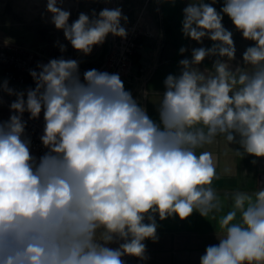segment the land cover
I'll return each instance as SVG.
<instances>
[{"label":"clouds","instance_id":"9594fccd","mask_svg":"<svg viewBox=\"0 0 264 264\" xmlns=\"http://www.w3.org/2000/svg\"><path fill=\"white\" fill-rule=\"evenodd\" d=\"M60 3L47 0L51 22L85 55L108 34L127 36L119 7L93 10L91 18L80 13L69 24L70 12ZM221 13L254 46L243 53L246 68L232 71L217 59L205 75L193 65L209 56L235 57ZM182 32L214 43L193 49L191 60L179 61L180 75L166 77L159 123L119 74L91 69L82 82L74 59H51L30 70L35 88L26 99L7 81L0 85L16 96L10 104L15 114L0 122V264H124L125 255L145 260L144 241L158 239L156 213L161 220L173 214L184 220L194 211L209 217L223 208L212 187L214 157L200 149L222 136L264 157V0H224L220 12L190 0ZM42 110L40 139L48 151L37 159L30 140L22 139V116L37 119ZM224 196L232 205L219 218L222 235L200 264H264V189Z\"/></svg>","mask_w":264,"mask_h":264},{"label":"crops","instance_id":"0c3cea01","mask_svg":"<svg viewBox=\"0 0 264 264\" xmlns=\"http://www.w3.org/2000/svg\"><path fill=\"white\" fill-rule=\"evenodd\" d=\"M189 2L190 0H63L58 6L70 12L69 24L78 19L80 13L91 18L93 10L98 15L105 8L119 7L122 15L127 17L126 22L121 20V25H129L141 10L144 11L143 32L138 38L130 68L133 75L141 77L136 79L130 75L122 81L125 90L146 109L150 118L159 123V99L166 91V77L170 74L180 75L179 61L191 60L193 49L210 48L214 43L207 37L202 43H198L183 35V9ZM204 2L211 4L218 12L224 5V0H216L214 4L213 0ZM222 15L223 26L232 32L235 57L229 61L227 57L209 56L200 64L193 65L205 75L214 71L213 64L217 59L228 63L232 71L237 67L246 68L243 53L248 47L254 46L253 41L243 38L227 15ZM17 39H43L46 48L31 46ZM110 41L111 34H108L103 44L93 46L92 52L85 55L75 50L64 37L63 30L56 29L51 22L47 0H0V42L14 45L42 64H47L49 59L64 58L78 61L79 68L84 70L96 69L110 49ZM60 45H64L66 50L62 52ZM182 47L186 49L184 53H180ZM4 81L16 92H21V84L5 76L0 66V85ZM10 96L13 99L16 97ZM10 116V111L0 109V122L8 121ZM204 150L210 151L215 160L217 179L213 181L212 187L220 196L222 210L210 214L209 217L194 211L184 220L175 214L161 220L156 213L154 218L158 239L156 242L151 239L144 241L147 259L135 257L136 264H200L206 248L219 243L222 235L219 218L231 209L232 202L224 194L234 191L251 193L264 189V157L247 154L238 142L228 144L222 136H218L213 144L199 151ZM147 222L146 219L145 223Z\"/></svg>","mask_w":264,"mask_h":264},{"label":"built area","instance_id":"2783aa9c","mask_svg":"<svg viewBox=\"0 0 264 264\" xmlns=\"http://www.w3.org/2000/svg\"><path fill=\"white\" fill-rule=\"evenodd\" d=\"M113 0H111L112 2ZM118 0H115L117 2ZM144 11L141 10L132 24L121 25L125 28L127 36L125 38L114 36L111 34V44L109 51L105 54L102 64L96 68L101 72L109 74H119L121 80L126 76L139 79L140 75H133L130 71L132 58L137 48L138 38L143 32ZM51 60V59H49ZM38 64L40 61L33 58L31 54L25 53L14 47L10 43L0 42V66L4 75L21 84V92L26 93L30 88H35V81L30 75V70L39 71ZM84 70L79 68L80 79L83 82ZM14 99L0 90V109L4 108L10 111L11 115L15 114L10 109V104ZM22 119L26 122V127L22 139L30 140V152L34 156L44 155L48 149L42 144L40 137L44 134V115L43 110L39 118L30 119V114L24 112Z\"/></svg>","mask_w":264,"mask_h":264},{"label":"rangeland","instance_id":"374dc122","mask_svg":"<svg viewBox=\"0 0 264 264\" xmlns=\"http://www.w3.org/2000/svg\"><path fill=\"white\" fill-rule=\"evenodd\" d=\"M19 41L25 42L30 44L31 46H36L39 45L40 47H45L43 45L44 41L43 39H17ZM46 48V47H45ZM33 155V154H32ZM34 156V155H33ZM37 159H39L40 156H35ZM119 243H122V241L116 242V243H112L110 245H108L109 247L112 248H116L119 246ZM124 264H136L135 262V257L134 256H128L125 255L123 258Z\"/></svg>","mask_w":264,"mask_h":264}]
</instances>
